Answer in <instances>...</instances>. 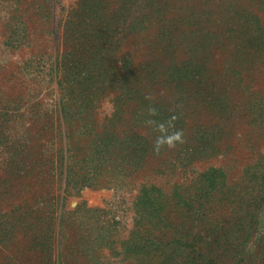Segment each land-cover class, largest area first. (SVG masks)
I'll return each instance as SVG.
<instances>
[{"label":"rangeland","instance_id":"374dc122","mask_svg":"<svg viewBox=\"0 0 264 264\" xmlns=\"http://www.w3.org/2000/svg\"><path fill=\"white\" fill-rule=\"evenodd\" d=\"M263 175L264 0H0V264H264Z\"/></svg>","mask_w":264,"mask_h":264},{"label":"clouds","instance_id":"9594fccd","mask_svg":"<svg viewBox=\"0 0 264 264\" xmlns=\"http://www.w3.org/2000/svg\"><path fill=\"white\" fill-rule=\"evenodd\" d=\"M146 99H151V97L146 96ZM148 114L152 117L157 116V109L153 106H149ZM175 120L176 117L172 116L166 121H157L155 119L146 121V124L152 127L153 131L158 133L153 144V151L155 154L159 155L162 149H173L177 144H183L185 142V133L182 129L175 128Z\"/></svg>","mask_w":264,"mask_h":264},{"label":"trees","instance_id":"16d2710c","mask_svg":"<svg viewBox=\"0 0 264 264\" xmlns=\"http://www.w3.org/2000/svg\"><path fill=\"white\" fill-rule=\"evenodd\" d=\"M262 179H263V181H264V175L262 176ZM263 198H264V196H263Z\"/></svg>","mask_w":264,"mask_h":264}]
</instances>
